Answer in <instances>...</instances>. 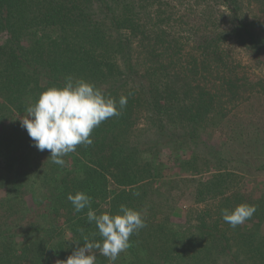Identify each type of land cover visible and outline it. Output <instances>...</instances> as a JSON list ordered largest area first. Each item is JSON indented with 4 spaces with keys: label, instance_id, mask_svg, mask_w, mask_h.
I'll use <instances>...</instances> for the list:
<instances>
[{
    "label": "trees",
    "instance_id": "obj_1",
    "mask_svg": "<svg viewBox=\"0 0 264 264\" xmlns=\"http://www.w3.org/2000/svg\"><path fill=\"white\" fill-rule=\"evenodd\" d=\"M215 1L229 29L189 17L192 29L183 38L166 24L173 16L168 0H0V264H57L85 237L101 241L87 222L89 209L74 213L67 197L77 192L91 197L97 215H116L121 205L142 213L147 226L130 237L116 264H264V241L254 246L253 230L244 226L264 221L263 193L243 192L244 177L212 170L215 161L199 153L211 145L200 141V131L258 93L236 71L224 42L234 39L264 63V26L246 15L257 8L261 22L264 0ZM69 75L128 100L118 117L94 129L91 146H77L59 166L34 146L22 119ZM142 118L155 129L152 139L141 134ZM183 149L189 158L171 163L169 152ZM169 165L188 175L201 166L211 172L190 188L189 179L171 188L164 184ZM186 195L203 209L183 212ZM240 204L256 212L233 228L221 210ZM94 251L96 264H109Z\"/></svg>",
    "mask_w": 264,
    "mask_h": 264
},
{
    "label": "rangeland",
    "instance_id": "obj_2",
    "mask_svg": "<svg viewBox=\"0 0 264 264\" xmlns=\"http://www.w3.org/2000/svg\"><path fill=\"white\" fill-rule=\"evenodd\" d=\"M168 1H170L168 10L173 13V16L167 17L169 19L166 24L169 30L183 38L188 37L187 34L192 29L191 26L187 25V22L190 21L191 23L192 21L189 17H196L198 25L205 28L209 27V29L215 31H227L229 29L228 22L219 13L221 8L215 0ZM246 13L255 27L258 25L264 26V19L261 20V15L260 20L262 23L258 21L257 17L259 16L256 17V15H259L257 8L246 9ZM211 14H214L215 19L211 17ZM224 49L233 59L236 71L244 78L248 88L253 87L258 93L254 94L243 105L231 110L226 118L218 119L214 124L208 125L200 131V136L203 138L200 141H208L211 145L210 149L201 148L199 153L203 154L205 152L204 154H209V158L215 161L216 166L212 167V170L217 167L224 172L227 171L244 177L243 192L254 189L249 193H256V190H258V193L260 191L264 197V63L256 54L243 48L232 38L225 40ZM139 128L142 136L150 139L154 137L155 129L145 118H142L139 122ZM181 152H183V155L177 152H169L170 162L172 163L175 158L185 160L191 155L189 149H183ZM176 169V166L169 165L166 174L168 177L164 180L165 186L172 188L180 179H189L190 188L194 181H202L211 172V168L205 166H201L197 174L191 175L186 174L187 172L176 171ZM184 184L181 183V186L184 187ZM174 189V194L182 196L183 192L178 187ZM187 191L188 189L185 190L186 194H188ZM3 196L5 197V194H2L0 190V198ZM259 200L256 201L260 202ZM191 205L196 211L203 209L202 206L193 202L190 195H186L181 203L182 211L186 212ZM13 216L7 222L12 223L15 221L16 217ZM49 216V220L57 221L53 216ZM244 226L253 230L252 240L250 241L254 246L257 243L261 244V240L264 241V221L259 224L246 222ZM123 256L124 254L121 253L117 261H122ZM125 257L127 260L129 259L127 255Z\"/></svg>",
    "mask_w": 264,
    "mask_h": 264
},
{
    "label": "clouds",
    "instance_id": "obj_3",
    "mask_svg": "<svg viewBox=\"0 0 264 264\" xmlns=\"http://www.w3.org/2000/svg\"><path fill=\"white\" fill-rule=\"evenodd\" d=\"M128 98L119 100L105 95L95 84L69 75L63 87H50L42 92L36 103L26 109L27 116L22 126L27 130L34 146L41 152L48 150L52 163L64 166L66 157L77 150V146L93 144L92 133L104 121L118 117L126 108ZM138 196L139 193H133ZM68 200L74 213L88 208L87 222L95 223L101 241H89L85 237L82 247H78L66 260L57 264H96L98 254L106 257L109 264H116L121 253L130 247V237L145 228L146 222L140 211L121 205L119 213L97 215L91 210V197L84 192L69 194ZM255 205L240 204L235 209H222L223 220L231 227L252 218Z\"/></svg>",
    "mask_w": 264,
    "mask_h": 264
}]
</instances>
